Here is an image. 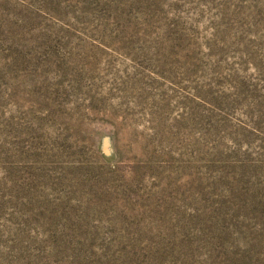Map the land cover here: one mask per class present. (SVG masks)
Instances as JSON below:
<instances>
[{
  "label": "rangeland",
  "instance_id": "374dc122",
  "mask_svg": "<svg viewBox=\"0 0 264 264\" xmlns=\"http://www.w3.org/2000/svg\"><path fill=\"white\" fill-rule=\"evenodd\" d=\"M0 264H264V0H0Z\"/></svg>",
  "mask_w": 264,
  "mask_h": 264
}]
</instances>
